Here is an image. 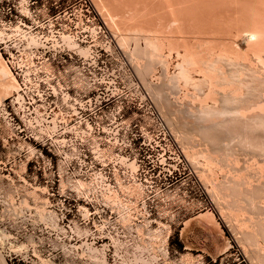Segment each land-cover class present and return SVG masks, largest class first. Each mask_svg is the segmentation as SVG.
<instances>
[{"label": "bare ground", "instance_id": "obj_1", "mask_svg": "<svg viewBox=\"0 0 264 264\" xmlns=\"http://www.w3.org/2000/svg\"><path fill=\"white\" fill-rule=\"evenodd\" d=\"M95 1L98 12L102 18L104 17L103 20L105 19L107 27L109 28L110 26L111 29L109 28V30H112L113 39L121 52V56L125 58L123 59L119 56L122 65L127 61L130 66V73L126 71L128 73L126 74L128 81L137 87L136 91L139 90L140 92V88L144 90L146 95L144 96L141 92L142 96L140 98L143 97L144 100L147 98L153 104L154 101L161 103L160 109L162 114L157 109L161 120L177 140L183 154L191 164V168L200 177L199 180L201 179L204 183V187L210 193L211 200L219 208L223 220L231 228V232L236 236L240 246L248 254L247 256H250L251 263L264 264V0H224V3L220 0H217L218 2L216 0H211V2L209 0H205L204 2L201 0V4L199 0H193L194 4H190L192 0ZM23 5L20 4L19 7L21 13L30 17L28 14L22 12ZM231 7L237 13L234 12L236 19L233 16L234 14L228 15V17L232 16L235 21L232 18L229 19L230 21L225 19L228 22L226 23L228 26L225 23L223 24L225 28L221 25L223 23L221 21L224 19L222 18L223 15L219 12L225 14L226 11V14H228L229 11L233 10ZM203 8H207L205 9L207 13ZM220 9L223 12H218ZM193 10H196V12ZM208 10L211 12L210 15H208ZM201 11L202 13L205 12L206 17L202 13L200 16L201 18H206V21L209 22L211 20H207V17L208 19L209 17L215 19L213 25H211L213 20L209 22L211 26L206 28L207 31L201 30L208 23L200 18L199 14ZM216 11L217 14L215 13ZM213 13L218 15V17L221 15V18L219 19ZM212 14L221 23L216 22V18L214 16L211 17ZM216 23L217 26L220 23L221 27L227 29L226 31L223 29L225 32H228V28L231 25L230 34L232 33L233 35L234 32L235 35L233 36L236 39L242 37L245 46L243 48H235L238 45L233 44V41L215 40L216 42L214 43L218 42L219 44L215 45V47L212 43L214 40L207 42L206 39L198 38L197 40L195 39L197 41L195 42L193 39L188 38L192 37L194 33L198 34L201 31L204 32L199 34L203 36L202 34L205 32L208 33V29L217 27L214 25ZM77 25L80 28L87 29L97 44L100 43L104 48L113 53L108 43L102 44L98 41L99 32L97 28L84 27L80 22ZM195 27L199 30L195 29ZM199 27L202 28L200 29ZM189 29H191V32ZM221 29L219 28L218 30ZM8 30L5 25H3V28H0V46L5 45L4 50L10 53L15 58L14 60H17L16 64H19V67L23 68L24 77L31 84H33V80L29 76L32 71L31 67L35 65L33 60L36 57L39 56L43 59L42 63L45 69L49 70L48 60L43 55V50L45 49H52L55 52H58L60 49H66L76 53L85 60H89L90 66L99 68L98 61L101 58L100 55L97 57L92 56L91 48L82 47L78 43L76 35L62 32L59 36H56L54 35V31H50L51 34L47 37H42L38 33L24 29L21 24L10 27V31ZM196 30L197 33L195 32ZM217 31L215 29L214 32L213 29V33L212 29L209 30L215 36L219 35ZM171 32L180 33L181 35L185 33V35L189 34V36H181L182 38L179 40L175 36L169 37V33ZM221 33L219 36L222 35ZM213 34H211L212 38L214 37ZM230 34L228 33L225 36ZM197 37L200 36L197 35ZM229 38L232 37L229 36ZM8 41L11 43H8ZM231 43L236 46L233 47ZM48 44L51 46L48 47ZM194 44L198 45L200 49L194 47ZM205 45L206 47H204ZM11 46L19 51V57H15L12 54ZM24 67L27 68L24 69ZM69 71L72 72V84L75 87L84 92L93 89V85L87 77L81 74L77 68L69 67ZM134 79L138 80V84L134 82ZM103 82L101 81V83ZM34 86L28 89H37V84ZM53 89L57 93V90ZM113 91H116V89ZM174 98L179 100L178 102L181 104L180 112L174 111L180 113V115L175 113L176 116L184 115L185 121L182 119L183 123L185 122L184 126L180 125L181 119L180 123L177 122L178 125L174 120L173 115L175 114H172L174 113L172 112V99ZM9 99L12 100L11 102L15 110L22 116L26 126L31 129L36 138L45 139V137H48L52 139L53 145L57 146L64 156V160L60 163V168L62 171L64 169L67 170L69 162L74 156H78V150L73 148L70 152H66L65 150L62 152L61 148L67 145L66 140L54 138V135H57L60 130L58 116L49 120L44 114L45 110L40 107L36 108L34 113H27L24 92L9 66V62L4 59L2 49H0V118L5 123V127L13 132V124L5 113L6 101ZM70 100L71 96L66 92H62V101L69 109V112H66L68 118L76 116L78 111L75 108L76 103L71 104ZM75 101L83 105L77 99ZM171 101L172 104L170 105ZM167 104L170 105L169 107L171 108L169 109H172L170 111L172 113L168 112V108L165 111V105ZM156 105L159 106V104ZM60 115L62 114L60 113ZM61 118L64 122H67L63 116ZM62 128L64 131L60 134H65L69 131L81 139L91 138V149L97 161H99L101 154H108L110 157L114 156H111V154L114 152L113 149L116 146V142L110 140L108 148H101L99 141L93 136V127L89 122H85V128H82L79 123L72 127L65 125ZM109 134L111 136L115 135L114 132ZM148 137L152 139L154 136L148 135ZM195 144H198V146ZM27 150L30 155L35 154V150L31 146ZM98 154L100 155L98 156ZM118 158H120L119 155ZM100 160L103 161L102 158ZM120 161L128 170L126 174L130 177V183H127V185L124 183L125 180L123 181L120 178L118 169H115L116 187L108 184V181L103 178L102 173L94 172L89 176V180L78 179L73 176L65 178L64 175L66 173H60L62 176L61 188L64 191L66 189L71 190L78 198L96 200L112 210L118 211L121 223L125 226L128 225V230L134 241V261L136 262L135 256L137 249L140 250V248L138 247L139 245L137 246L135 239H138L140 235H144L143 232L146 229L143 232L141 231V234V228L147 227L150 224H145L144 222L145 225L138 227L140 235H137V230L133 227L136 226L137 229L138 224L133 225L132 223L133 212L135 211H132L131 214V210L134 207L139 208L140 204H142V208L144 207L147 192L146 186L137 181V173L139 172L137 161L134 160L128 163V159L126 160L123 157ZM24 169L25 166L22 167V170ZM125 179L128 178L125 177ZM67 182L69 185L71 184L70 186L76 193L69 187H66ZM0 185L2 186V184ZM117 185L119 188H117ZM39 188H36L33 192L30 191V197L34 199L33 202H42L39 205L40 208L38 207L39 209L36 210L37 215H35L46 226L59 229L57 214L55 211H50L47 208V205L50 204L48 198H41V195L38 194L40 192L47 194V190L43 188L39 191ZM232 190L235 193L238 192L237 196L235 194L233 196L234 192ZM25 198L28 199L27 196ZM5 199L7 200V198ZM132 200L139 201L137 207L135 205L137 201L131 202ZM28 202L24 199V201H21L20 206H25V209H33L31 208L32 206L29 207ZM13 203L12 198V206L15 204ZM34 205L36 206L37 204ZM132 205L135 206L133 207ZM17 207V213L20 211L21 214L22 210L18 209V211ZM19 208L21 209L22 207ZM82 210H84L82 211L83 215L87 216L84 206ZM136 211L140 212V209ZM200 215L216 223L213 213L206 212ZM158 223L160 225L158 228L149 230V233L147 232L148 234L146 235L145 233V235L154 243L166 245L170 230L164 223ZM216 224L218 225V223ZM74 225L77 224L75 223ZM1 235L5 238L4 240L1 239L3 242L9 237V235L4 237L3 231H1ZM141 238L145 239L146 237L142 236L139 240ZM32 239L29 238L28 245H18L16 252H20V254L24 250H26L24 252H27L29 244L35 245ZM113 240L116 241L115 238ZM154 243H151V245H154ZM12 246L15 247L14 244ZM136 246L138 247L137 249ZM162 246L159 247L162 249ZM13 247H11L12 250ZM154 248L156 249L155 246ZM1 255L0 264H7ZM183 259L186 261L188 256H184ZM40 260H42V264H52L50 260L43 258Z\"/></svg>", "mask_w": 264, "mask_h": 264}, {"label": "rangeland", "instance_id": "obj_2", "mask_svg": "<svg viewBox=\"0 0 264 264\" xmlns=\"http://www.w3.org/2000/svg\"><path fill=\"white\" fill-rule=\"evenodd\" d=\"M200 1L201 0H199V3ZM204 1L205 0H203V2ZM209 1L211 2V0ZM220 1L224 3V0ZM191 2L192 3L190 4H194L193 0ZM20 4H24L22 6V12H24V14H28L30 17L25 16L21 13V10L19 8ZM96 7L97 4L95 0H0V28H3V25H5L6 29H9L8 31H10V27H15L21 24L26 27L25 29L33 31L34 33H39L41 35L48 36L49 34H51L49 33L50 30H53L55 34L57 31H67L70 33L73 31V33H75L78 30L76 28L75 22L79 17L82 16L85 23H89V25L94 24V26L98 28L99 41L106 42L108 41L107 37L109 35L104 28L103 23L101 22L102 16L100 15V13H97V10L95 9ZM205 9L204 11H206ZM231 9H233L231 10L232 13L231 11H229L228 14H226V11L223 9L227 17L228 15H233L234 12L236 13L234 8L231 7ZM193 11L196 12V10ZM219 11H222V9L218 10V12ZM201 13L202 11L200 12L199 16L201 15ZM215 13L217 14V11ZM219 13L223 15L222 18L224 19H221L223 20L221 21L223 22L221 25L225 27L223 25L225 23V25L228 26L226 24L228 22H226L225 19L229 20L232 18V16H229L227 18L225 17L226 15L224 13ZM193 14L195 15V13ZM202 14L205 15V12ZM210 14L211 12L208 13V15ZM213 14L211 17L216 15ZM236 14H234L233 16L235 17ZM221 15L219 17L218 15L216 16L220 19ZM56 16L61 18L58 23H52L51 20L47 22L49 19H51V17ZM216 16L214 17L216 18ZM197 18L200 19L201 16L200 18ZM201 19H204L205 22H208L206 21V18ZM210 19L213 20L211 24L213 25L215 19H212L210 17L208 19L207 17V20ZM233 19L234 18H232V20ZM211 20L209 22H211ZM218 20L216 22H220ZM209 22L207 23V26L209 25ZM220 23H218V26L217 23L214 25H216L218 29L222 28L221 30H218L215 26H213L215 28L210 29H212V32L213 29L214 32L215 29L216 31L218 30L217 33L219 32V35L222 32L221 34L224 36V38L222 35L215 36L213 34L214 32H209L210 29H208L209 35L207 32L202 34L203 36L199 34L201 32L207 31L206 28H209L211 25H209L208 27L205 26L203 27V29H201L202 27H199L204 31L198 32V34L192 32L196 35V37L194 34V37L193 35L192 37H188L189 34L185 35L184 33L183 35H181L180 33L174 32L169 33V37L175 36L180 40L185 35L186 37L193 39L195 42H197L196 40L198 38L206 39L207 42H210L209 40H214L213 42L211 41L214 46L218 44V42L216 44L214 43L216 42L215 40H225L227 42L233 41V44L238 45H235V47L231 43L233 47L243 48L245 46V43L243 42L244 40H242V37L236 36L241 37L236 39L233 36L235 35L234 32L233 35L232 33L230 34L229 30L230 28H232V26L230 25L228 28V32H225L227 30L225 29L226 27H221ZM100 25H102V29L99 28ZM195 29L198 28L195 27ZM223 29L225 31H223ZM189 30L191 32V29ZM195 32L197 33V30ZM210 33L213 34L215 38H212V35ZM228 33L230 35L225 36ZM197 35H199L200 37H197ZM82 36L85 35H79V38L81 37L80 40L84 39L82 38ZM229 36L232 38H229ZM219 37H221L222 39ZM8 43L11 42L8 41ZM207 45L210 46L208 43ZM213 45L212 47H214ZM48 46H50V44ZM98 46L99 50L101 51V58L98 61L99 68L93 66L90 67L91 64L89 63V60H85L80 56H76L69 52H63L55 56L53 55V52H49L46 55V58L50 59L53 69H55L51 85L56 87L59 95L53 93L52 88L49 86L41 87L40 91L41 95L43 96H40V94L38 93H31L30 97L27 94H24L27 103V113H34V110L37 107H40L41 109L45 110L44 114H46V117L49 118V120L58 116L60 130L57 135H54V138L59 140H66L67 145L61 148L62 152L64 150L66 152H70L71 150H73V148L78 150V156H74L73 159L69 162V164L67 165V170L64 169L62 171V169L60 168V163L62 160H64V156L57 148V146L53 145L52 139L48 137H45V139L36 138L31 129L26 126L25 122L22 119V116L15 110L14 105L11 102L12 100L9 99L6 101L5 113L8 119L11 120V123L13 124V132L5 127V123L0 118V184H2V186L0 185V241H2L1 239H5L2 237L1 231H3L4 237L6 235H9V237H7L4 242L2 241L3 243L0 242V254H2L1 256L4 258L5 262L7 264H42V260L40 259L43 258L45 260H48L50 254L55 250L54 243L58 241L57 236L59 235L60 231L52 228L51 226H46L39 220V217L36 216V210L40 208L39 205H41L42 202H33L34 199L30 197V191L33 192V190L39 187V191L45 188L47 190V194H43L41 192L38 194L41 195V198H48L50 202V204L47 205L48 210L55 211L56 214H59L61 210L67 209L70 210L69 212L73 211L71 216H68V220H71L74 217L77 218V216L75 215L76 209L79 208V206L90 208L89 204H87L88 202L92 203V205L96 208L100 203L96 200L90 201L79 199L69 189H66L64 191L61 188L62 176L60 173H66L64 175L65 178L68 176H73L78 179L89 180V176L92 173L98 172L102 173L103 178L108 181V184H112L116 187L117 181L115 177V169H118L120 178L123 181L125 180L124 183L127 185V183H130V177H128L126 174V172L128 171L126 166H123L120 163V160L123 157L126 160L128 159V163L136 160L138 164L140 161H142L141 163H139L141 166L138 164L139 172L137 173V181L146 186L147 195L154 196L158 194L156 195V197H159L161 195L167 197L166 195L177 193L178 196H180L177 218L172 224L171 230L169 227L170 223H168L169 225L167 223H164L170 230L169 244L171 256L173 257L172 259H178V264H252L253 262L251 263V259L249 258L250 256H247L248 254L245 253L243 248L240 246L236 236L233 235V232H231V228L227 226L228 224H226V221H224L222 216L220 215L221 213L219 211V208L214 204V202V208H208L204 204L205 196L203 194V190L198 184V180L200 177L197 176L198 174H196L197 172L194 169H191L192 166H189L186 161H183V158L181 159L175 152H172V161H170L171 163H169V165H171V167L172 165H179L172 167V170L176 171V174L170 175V177H165V170L161 168L162 170L159 171V169L156 168L158 166H155V162L153 161H156L159 149L156 147L157 145L155 143L161 142L160 145L168 144L167 138L163 135L164 130L167 129L166 124L162 120H159L157 115V113L159 114L158 110L160 111V113L162 112L160 109L161 103L154 101V104H159V107L156 104L154 105L153 102L149 101L147 98L145 100L143 97L140 98V96H142L141 92L144 96L146 95V93L141 88L140 92L139 90L136 91L137 87L128 81L126 75L128 73L122 68V62L119 59V56L121 55L119 54V52H117L115 48H113V53H106L103 51L104 47H102L100 43L98 44ZM4 47V44L0 46L4 59L9 62V66L11 67L17 80L22 86V89L24 90L26 89V87L23 84L24 79L23 73L21 72L22 68L19 67V64H16L17 60H14L15 58L6 50H4ZM194 47L199 48V46L195 44ZM204 47H206V45ZM11 52L15 55V57H19L20 55L19 51L12 48V46ZM44 54L45 53H43V55ZM41 62H43V59L38 56L35 60V63L40 65ZM69 67H78L80 69L85 68L86 74L89 77H91L89 70L92 69L95 75H97V77L100 79V82H104L100 85L97 84V88L90 90L89 92L78 91L72 85L70 79L63 73V70H68ZM108 76L111 77L108 78ZM103 78L105 79L102 80ZM134 82L138 84V80L134 79ZM59 84L62 86V88L59 86ZM114 89H116V91H113ZM61 91L68 92L73 99H78V101L83 103V107L77 104L75 105V108H77L78 110L76 116L68 118V114H66V112L68 113L69 109L61 99ZM138 92L140 93V95H138ZM133 94L135 95L133 96ZM31 97L33 98V100H31ZM72 98L70 103H77L73 101ZM174 99L176 100V98ZM174 99H172L173 104L172 101L171 103H169L170 105L172 104L173 110H171L174 113L170 112V105H165V111L169 109L168 112L172 114L176 113L174 110L180 112L181 109V104L180 102H178L179 100L175 101ZM177 104L180 105L178 106ZM179 112L176 114L180 115ZM60 113L62 115H60ZM176 114L173 115V117L177 125L178 123H180V119L181 121L182 119L183 121H185V117L184 115H182V113L181 115L183 117L179 115L176 116ZM62 116L65 118V120H67V122H64L62 120ZM183 121L180 123V125L182 126L185 125V122L183 123ZM85 122H89L92 125L93 136H95L99 141L101 148H108L110 145V140H112V142H116V146L113 149L114 152L113 154H111V156L114 155L112 156L113 158L108 156V154H105L106 156L104 154H98V156H101H99L100 159L102 158L103 160V157L105 158L103 161L99 159V162L95 159L93 150L91 149V138L81 139L79 137H76L69 131H67L65 134H60L64 131L62 127L65 125L68 127H72L75 124L79 123L82 128H85ZM144 129H147V131L143 132ZM112 132H114V136H111L109 134ZM143 134H145V136H143ZM148 135H152L154 137L150 139ZM153 141H155V143ZM152 142L155 148L150 146ZM195 145L198 146V144ZM29 146H31L35 150L34 155L29 154L27 150ZM118 155L120 158H118ZM23 166H25L24 170H22ZM161 171L164 172V174L161 173ZM125 177H127L128 179H125ZM200 182L204 187L205 185L202 180ZM68 185L69 183L67 182L66 187L72 189V187L70 186L71 184L69 186ZM5 186H8L7 189ZM117 188H119L118 185ZM233 192V196H237L238 192ZM207 193L210 196V193L208 191ZM26 196L28 197V199L25 198ZM5 198H7V200ZM12 198L15 203H13L14 206H12ZM24 199L29 201V207L32 206L31 208L33 209H25V206H20L21 201H24ZM64 199H66V202H63ZM133 201L134 200H132L131 202ZM136 201L137 200H135L134 202ZM138 202L139 201H137V204L135 203L136 207L138 206ZM34 204L37 205L35 206ZM135 205L132 206L134 207ZM16 206H18L17 210H22L21 214L19 210V212L17 213ZM143 206L145 207V204ZM19 207L22 208L20 209ZM35 207L37 208L35 209ZM150 207L154 210L166 208V206L162 204V201L160 199H155V201L150 202ZM134 208L131 210V214L132 211L137 212L136 210L139 209L138 207L135 208L136 210ZM206 212L213 213L215 217L214 221H216L219 226L216 223L212 222V220L210 221L209 218L206 219L200 215ZM148 223L149 222L146 223L145 221V224ZM145 224H135L137 225V229L136 226L133 227L135 228V230H137V235H140L139 233L141 231L143 232L145 229L147 230L143 232L144 235H140V237H146L145 239L141 238L139 240L140 237H138V239H135L137 246L139 245L138 247L140 248L139 250L136 246L138 253L135 256V263L154 264L157 258L156 252H162V249L164 248V246L166 247L168 240L166 245H163L162 243H158V245L157 243H154L153 241L148 239L149 237L146 236L149 233L148 231L152 229L154 230L160 225L159 223L156 227L147 225V227H142L139 232L138 227ZM74 226L75 228H78L76 230L74 228V232L78 230L76 232L78 234L81 231L83 232V234H87V230L85 231L80 229L78 225ZM82 232L79 235H83ZM29 238L34 241L35 245L32 246L31 244H29L27 252H24L26 250L22 251L21 254L20 252H16V247L18 245H28L30 241ZM141 241L144 243H142ZM151 243H154V245H151ZM1 244H3V247L1 246ZM13 244L15 247L12 246ZM150 246L152 247L150 248ZM154 246L156 247V249L154 248ZM159 246H162L163 248L161 249V247ZM11 247H13V250L11 249ZM144 249H147L148 251L146 250V252ZM56 252H58V250H56ZM184 256H188V259L186 261L183 259ZM59 260L56 261L57 264H60Z\"/></svg>", "mask_w": 264, "mask_h": 264}, {"label": "built area", "instance_id": "obj_3", "mask_svg": "<svg viewBox=\"0 0 264 264\" xmlns=\"http://www.w3.org/2000/svg\"><path fill=\"white\" fill-rule=\"evenodd\" d=\"M95 9L97 10V8ZM97 13H99L98 10H97ZM50 20L52 23H58L59 20H61V18L57 16L51 17V19H49L47 22H49ZM79 22L84 27H95L94 24L89 25V23H85L84 19L81 16L75 22L76 28L78 30L75 33H73L72 31L71 34L77 36V41L82 47L91 48L92 56H95V57L99 56L101 52L98 46L99 43L97 44L95 42V40L91 37V34L89 33L87 29L80 28V26L77 25ZM86 22H89V21H86ZM101 22L103 23V26L106 29L109 36L106 35L108 36L107 37L108 41L106 42L99 41V39L98 41L101 42L102 44L108 43L110 46V49L115 48V50L119 52L120 54L121 52L118 49L116 42L113 39V35L102 18H101ZM22 27H24V25H22ZM25 28L26 27H24V29ZM99 28L102 29L103 28L102 25H100ZM50 31H53V30H50ZM62 32L70 33L67 31H57L56 34L54 33V35L59 36V34ZM81 34L85 35V36H82V38H84L83 40H80L81 37L79 38V35ZM40 36L47 37V35H41V34ZM43 40H45V38H43ZM46 43H48V41H46ZM43 51H45L44 52L45 58L49 52H53L54 56L57 54L63 53V52H69L71 54L79 56L76 53L68 51L66 49H60L58 52H55L52 49H45ZM103 51L106 53L111 52L110 50H107L106 48H103ZM121 57L125 59L123 56ZM36 59L37 57L33 60L34 63ZM46 59L48 60V64L50 66L49 70L45 69L44 64L42 62L40 65L35 63V65L31 67L32 71L29 77L33 80V84H31L29 81H27V79H25L24 72L23 70H21V72L23 73V79H24L23 84L26 87V89L23 90L21 86V89L24 92V94H27L29 97L31 93H38L40 94V96H43L41 95V91H40L41 87L43 86L51 87L53 93H55L53 88L56 89V87L51 85L55 69H53L50 59L48 58ZM26 68L27 67H24V69ZM122 68L125 69L128 73H130V66L127 63V61H125V64L122 65ZM77 69L81 72V74L87 77L89 82L93 85V89L96 88L97 84L98 85L101 84L100 79L97 77V75H95L92 69L89 70L91 77H89L86 74L85 68L80 69L77 67ZM63 73L66 75V77L70 79V82L72 83V72L70 71L68 72V70L64 69ZM110 77L111 76H108V78ZM35 84H37V89L35 90L34 88H31V90L28 89L31 86L35 87L34 86ZM59 86L62 88L60 84ZM75 89H77L78 91H82L78 89L77 87H75ZM62 92L64 91H61L60 93L61 99H62ZM55 94L59 95L58 92ZM31 100H33V98ZM72 100L75 101V99L73 98ZM76 104L79 106H82L79 103H76ZM157 115H158V119L161 120L158 113ZM144 131L146 132L147 129H144L143 132ZM163 135L167 138L168 144L160 145L161 142L155 143V141H153L157 145L156 147L159 149L158 155L156 157V161H153V162H155L154 163L155 166H158L156 168H158L159 171L162 170L161 168L165 170V174H166L165 177H170V175L176 174V171L172 170L173 169L172 167L179 166V165H172L171 167V165H169V163H171L170 161H172L171 160V156L173 155L172 152H175L181 159L183 158V161H186V163H188L189 166L191 165L189 164L187 158L183 154L177 140L174 138L172 133L168 129H165ZM143 136H145V134H143ZM153 142L152 144H150V146L155 148L153 146ZM141 162L142 161H140L139 163ZM161 173L164 174V172L162 171ZM198 184L200 188L203 190V194L205 196L204 204L208 208H211V207L214 208L213 201L211 200L209 194L207 193V191L205 190V188L203 187L202 183L199 180H198ZM156 195L154 196L147 195L145 197V200H144L145 207L142 208V204H140L139 206L140 212H133L134 214L132 217V223L133 225H135V224H141V223H144L145 221H148L151 227H156L158 224V221H161V222L165 221L163 223H167V224L170 223V225L169 224L168 225L171 230L172 224L175 222L177 218L180 196H178L177 193L166 195L167 197H165L164 195L156 197ZM79 199H84V198H79ZM155 199H160L162 201V204H164L166 208H162L158 210L157 209L154 210L153 208H151L150 202L155 201ZM85 200H89V199H85ZM63 202H66V199H64ZM87 204H89L90 206V208L89 207L86 208L84 206L87 211V216H84L82 213V211H84L82 210L83 206H79V208L76 209L75 216H77V218L74 217L71 220H68V216H71L73 211L69 212L70 210L63 209L60 211L59 214L57 213L58 224L60 227L57 230L60 231V233L57 236L58 241L54 243L55 250L53 251V253L50 254V257H48L49 258L48 260L52 261L53 264H57L56 261L59 259H60L59 260L60 264H137L134 261V254H135L134 241L132 239L130 231L128 230V225L125 226L121 223L120 215L118 211L112 210L108 206H105L103 203L98 204L99 206L97 205L96 208L92 205V203L87 202ZM74 222L79 226L80 229L85 230V231L88 230L87 235L86 234L79 235L76 232H74V228H75ZM113 238H115L116 241H114ZM169 240H170V236L168 238V243L165 247V250L162 249V252L161 251L156 252L157 258L154 264H178V259H172L173 257L171 256V252H170ZM56 250H58V252H56ZM139 264H143V263H139Z\"/></svg>", "mask_w": 264, "mask_h": 264}]
</instances>
